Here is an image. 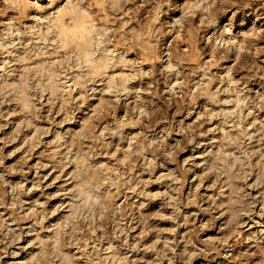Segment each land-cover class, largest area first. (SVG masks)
<instances>
[{
	"label": "rangeland",
	"instance_id": "374dc122",
	"mask_svg": "<svg viewBox=\"0 0 264 264\" xmlns=\"http://www.w3.org/2000/svg\"><path fill=\"white\" fill-rule=\"evenodd\" d=\"M0 264H264V0H0Z\"/></svg>",
	"mask_w": 264,
	"mask_h": 264
}]
</instances>
